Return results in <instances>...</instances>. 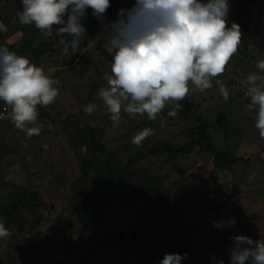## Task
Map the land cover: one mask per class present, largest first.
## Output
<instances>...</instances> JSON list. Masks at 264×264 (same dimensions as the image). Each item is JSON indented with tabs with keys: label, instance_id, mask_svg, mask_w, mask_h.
<instances>
[{
	"label": "rangeland",
	"instance_id": "rangeland-1",
	"mask_svg": "<svg viewBox=\"0 0 264 264\" xmlns=\"http://www.w3.org/2000/svg\"><path fill=\"white\" fill-rule=\"evenodd\" d=\"M118 1L121 6L129 8L135 3V0ZM244 1L228 0V26L243 19L246 23L242 21V24L247 27L246 30L238 24L242 33L241 45L225 73L219 77L228 87L229 100L224 101L215 80L212 89L189 94H194L192 101L200 105L198 114L212 123L216 146L220 149L228 146L229 155L239 159V162L230 171L216 172L211 160L192 155L174 161L175 166L186 165L188 168L178 173V170L166 165L168 156L162 148L133 163L130 169H136L137 164L138 168H142L139 177L148 169L151 176L160 177L165 185L180 177L184 187L197 183L202 188V194L197 196L199 202L193 209L189 203L197 197L191 199L193 196L189 197L184 188L183 191L178 189L173 192H183V196L179 195L182 197L178 206L183 208L180 212L174 208L171 214L174 217V236L182 242L181 255L188 253L189 257L181 264H213V256L229 264V249L233 246L234 236L264 239V140L260 139L255 128V112H245L250 102L246 95V76L258 71L255 61L264 59V0H251L250 4ZM243 7L246 8L240 11ZM22 8L21 0H0V22L7 27L6 32H0V47H7L18 55L26 49L36 51L37 58L30 61L61 83L59 96L52 105L47 108L37 106L38 112H46L52 121L38 116L36 126L42 127V131L31 139L14 127L9 118L10 110L0 101V216L6 218L5 227L12 233L6 246L0 242V264H136V256L122 258L113 250L94 258L82 255L73 248L70 257L62 248L61 233L50 234L56 226L54 219L61 216L68 231L74 235L79 218L76 205L84 201L90 187L87 181L109 174L107 169L97 172L96 167L122 171L129 159L135 161L142 156L145 148L154 147L150 142L140 147L130 143L132 131L141 122L147 123L144 128L155 129L154 137L175 146L187 139L185 134L181 135L186 130L185 122L176 117L163 116L164 112L175 107V103L167 105L155 121L148 120L146 115L131 118L123 113L119 122L111 121L97 94L106 86L103 77L109 72L112 56L104 48L106 34L101 31L100 21L92 16V10H87L86 19L82 21L87 32L76 53L61 56L62 46L56 38L46 37L34 24L19 23L17 13ZM23 27L28 30L23 32ZM39 42L44 48L51 49L50 52L37 50ZM90 103L97 108L88 115L82 106ZM221 113L229 120L219 127L214 122L217 114ZM85 125L98 130L95 136L101 146L96 152L89 146L75 147V138L87 137ZM246 159L248 162H245ZM200 167L203 169L200 170ZM30 194L35 195L36 202L29 198ZM229 194L232 197H228ZM224 202L219 215L211 211L204 213L210 206ZM113 209V217H119L121 222L109 220L105 231L117 228L122 235L129 237L135 226V222L128 224L132 209L117 206ZM231 218L236 220L234 226L213 227L214 221ZM185 241L192 245L184 246ZM47 242L49 248L46 247ZM23 248L29 249L25 257L20 256ZM159 255V259L164 257L162 251Z\"/></svg>",
	"mask_w": 264,
	"mask_h": 264
},
{
	"label": "clouds",
	"instance_id": "clouds-1",
	"mask_svg": "<svg viewBox=\"0 0 264 264\" xmlns=\"http://www.w3.org/2000/svg\"><path fill=\"white\" fill-rule=\"evenodd\" d=\"M17 13L21 25L34 24L48 38L62 46L61 56L76 53L87 29L82 21L88 9L100 21L106 34L104 48L112 56L106 86L98 97L113 122L122 113L131 118L145 116L155 121L167 105L176 117L180 102L191 92L204 93L213 88V80L224 101L229 100L227 85L219 79L241 45V28L228 26V0H135L129 9L117 11L116 22H105L110 0H21ZM65 16L67 19H65ZM54 26H58L54 28ZM7 27L0 22V32ZM65 37H71L66 39ZM256 72L246 76L245 112H255V128L264 140V59L255 61ZM60 80L51 78L29 58L0 47V101L10 110V122L28 139L39 135L38 108L52 105L60 92ZM91 115L95 104L82 106ZM155 129L145 127L134 133L130 143L140 147ZM0 216V242L4 246L12 233ZM235 218L213 222L220 229L232 227ZM229 249V264H264V239L253 240L236 235ZM188 253L165 254L159 264H181ZM213 264L224 260L211 258Z\"/></svg>",
	"mask_w": 264,
	"mask_h": 264
},
{
	"label": "trees",
	"instance_id": "trees-1",
	"mask_svg": "<svg viewBox=\"0 0 264 264\" xmlns=\"http://www.w3.org/2000/svg\"><path fill=\"white\" fill-rule=\"evenodd\" d=\"M246 2L250 4L251 0H245L244 3ZM110 3L111 7L105 14V21L114 23L117 20V11L121 8L129 9V7L121 6L118 0H110ZM246 7L240 8V11L244 10ZM248 10L250 11V9ZM241 20L246 23L245 20ZM242 21L237 24H242ZM245 23L242 24V27L247 30ZM21 30L24 32L27 31L28 28L23 27ZM37 50L47 53L50 52L51 49L44 48L42 43L39 42ZM21 55L29 59L37 58L36 51H28L27 49L23 51ZM193 95H188L180 102V110L176 116V118L184 121V125H186V130L181 133V135L185 134L184 136L187 138L183 144L175 146L169 144L170 142L168 141L157 139L156 136H150L142 144L147 146L150 142L154 147L145 148L142 156L135 161L129 159L125 167L126 169L124 168L122 171H118L112 167H96L97 172L107 169L109 174L102 178H94L87 181L90 187L84 201L76 205L79 218L76 221L78 228L74 235L72 231H68L61 216L54 219L57 227H53L50 234L61 233L62 248L70 257V250H73V248L82 252V255L94 258L102 252L106 253L107 251L113 250L117 256L122 258L126 256H136L138 258L136 264H159L161 260L159 259L161 256L159 255L160 251H162L164 255L166 253H182V242L174 236V217L171 214L174 208H176V211L179 210L178 212L183 208L178 207L183 192L179 191L176 194H173V192L178 189L183 191L184 188V190L188 192V196H193L191 199H195V197L202 194V188L197 183L184 187L180 177L173 183L165 185L161 182L160 177L151 176L148 169L144 170L139 177V171L142 170V168H138L137 164L136 169H130L133 163L153 155V153L162 148L165 149L168 156L166 165L172 169L178 170V173H182L188 168L186 165H178L177 167L174 161L192 155L201 156L202 159L206 161L211 160V164L216 172L225 173L230 171L232 166L239 162V159L229 155L227 151L228 146L224 149H220L216 146L215 141H213V125L212 123L206 122L203 117L198 114L200 105L192 101ZM167 113L168 112H164L163 116H168ZM226 116L227 115L224 113L217 114L214 124L219 127L222 122L227 124L229 118L227 119ZM39 117H45L49 121H52V118L46 112L39 113ZM168 118L171 117L168 116ZM144 125H147V123L141 122L140 125H137L132 131V134L143 129ZM85 128L88 132L87 137L75 138V147L77 145L89 146L90 148L92 147L91 150L93 152L98 151L101 146L95 136L98 130L91 129L87 125H85ZM223 139L224 137L222 140ZM245 162H248L247 159ZM202 169L203 168L200 167V170ZM223 190H225V187ZM219 192L220 191L214 193ZM180 194L182 196L179 197ZM228 197H232V195L229 194ZM29 198L34 202L37 201L34 194H30ZM199 199L200 198L197 197L195 201L189 203L191 209L194 208V205H197ZM223 204H225V202L210 206L204 213L211 211L219 215ZM109 205H111V209H109ZM116 206L123 209H132V218L128 224L131 225L135 222V226L133 230H131V235L129 237L122 235V231L117 228L115 230L109 231L108 229L105 231V228L109 225L106 223L109 220L115 223L121 222L119 217L117 219L113 217V213L115 212L113 207L116 208ZM183 244L188 247L192 245V243L187 241ZM49 246V242H47L46 247L49 248ZM68 247L69 250L67 249ZM173 247L177 248L174 250L172 249ZM28 250L27 248L21 249L20 256L25 257ZM82 264L87 263L82 262Z\"/></svg>",
	"mask_w": 264,
	"mask_h": 264
}]
</instances>
